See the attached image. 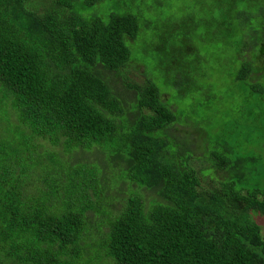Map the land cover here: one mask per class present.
<instances>
[{
  "label": "trees",
  "instance_id": "16d2710c",
  "mask_svg": "<svg viewBox=\"0 0 264 264\" xmlns=\"http://www.w3.org/2000/svg\"><path fill=\"white\" fill-rule=\"evenodd\" d=\"M101 1L0 0V264H264L262 108L183 112L164 95L211 82L189 41L156 59L161 88L139 15L88 14ZM240 45L259 50L233 74L258 104L264 22Z\"/></svg>",
  "mask_w": 264,
  "mask_h": 264
},
{
  "label": "rangeland",
  "instance_id": "374dc122",
  "mask_svg": "<svg viewBox=\"0 0 264 264\" xmlns=\"http://www.w3.org/2000/svg\"><path fill=\"white\" fill-rule=\"evenodd\" d=\"M96 8L97 13L103 17L109 12H131L139 15L140 32L133 45L134 56L137 61L139 58L144 63L149 73L155 74L161 88L164 86V77L161 74L158 80L157 72H162L155 68L156 59L163 57L165 51L174 52L177 48L179 52L185 40L189 41L188 57L194 62L200 57L198 65L201 70H206L211 82L209 88L205 86L186 98L175 95L176 92H172L173 95L170 92L164 95L169 100L173 98L176 102L183 103V112H189L190 106L191 110L203 107L202 104L198 105L200 100L213 113L222 112L228 118H237L252 111L251 109L262 108L264 112V99L255 104L256 100L250 96L248 98L242 92L241 83L233 78V74L237 75L243 63H254L255 55L259 53L258 49L252 47L243 54L248 59L241 61L238 58L240 54L236 55L244 40L254 42V34L264 22V13L261 10L264 8V0H104L96 4L88 14L93 13ZM240 39L242 42L236 47ZM146 40L160 41L164 45L163 53H153L148 57L139 53ZM197 72L196 78L200 74L198 69ZM132 77L141 81L144 78L142 69L132 71ZM199 79L201 82L205 80L201 77ZM205 112L203 110L202 113ZM260 116H263L262 113ZM260 116L256 119L252 132L255 138L264 135V121ZM87 153L89 156H86L93 159L91 153ZM107 154L99 158L100 164H105ZM121 188L125 189L123 186ZM256 221L261 226L264 238V216L258 215Z\"/></svg>",
  "mask_w": 264,
  "mask_h": 264
}]
</instances>
